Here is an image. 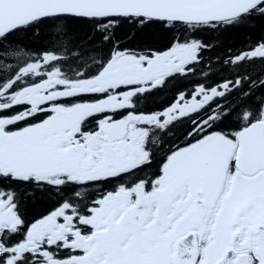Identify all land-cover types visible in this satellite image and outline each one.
Instances as JSON below:
<instances>
[{"label": "snow or ice", "instance_id": "6c2138e0", "mask_svg": "<svg viewBox=\"0 0 264 264\" xmlns=\"http://www.w3.org/2000/svg\"><path fill=\"white\" fill-rule=\"evenodd\" d=\"M0 264H264V0H0Z\"/></svg>", "mask_w": 264, "mask_h": 264}]
</instances>
